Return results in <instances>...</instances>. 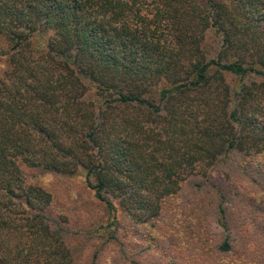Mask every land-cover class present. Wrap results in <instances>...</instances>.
Listing matches in <instances>:
<instances>
[{"label":"trees","instance_id":"obj_1","mask_svg":"<svg viewBox=\"0 0 264 264\" xmlns=\"http://www.w3.org/2000/svg\"><path fill=\"white\" fill-rule=\"evenodd\" d=\"M0 39V264H73L23 167L81 172L145 224L219 160L264 153V0H0Z\"/></svg>","mask_w":264,"mask_h":264},{"label":"rangeland","instance_id":"obj_2","mask_svg":"<svg viewBox=\"0 0 264 264\" xmlns=\"http://www.w3.org/2000/svg\"><path fill=\"white\" fill-rule=\"evenodd\" d=\"M48 38L38 36L34 44L43 48ZM218 49L215 33L206 32L207 55ZM5 69L0 57V75ZM22 173L27 184L50 194L49 224L73 264H264V153L219 160L206 177L190 178L166 198L158 217L145 224L117 204L109 215L81 172L64 176L23 167ZM227 236L230 249L222 251Z\"/></svg>","mask_w":264,"mask_h":264}]
</instances>
